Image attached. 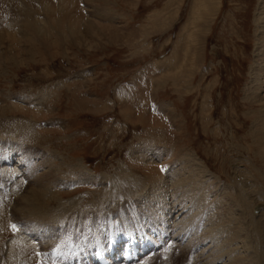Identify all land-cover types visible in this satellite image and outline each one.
Here are the masks:
<instances>
[{"label":"rangeland","instance_id":"374dc122","mask_svg":"<svg viewBox=\"0 0 264 264\" xmlns=\"http://www.w3.org/2000/svg\"><path fill=\"white\" fill-rule=\"evenodd\" d=\"M258 4L0 0L1 33L8 21L27 14L24 9L40 22L25 33L20 20L14 30L18 51L9 40L0 41V215L11 229L0 227V264L28 258L27 249L21 251L25 243L32 245L27 247L35 264H87L97 250L96 237L106 246L130 224L158 248L118 264H178L188 243L184 239L178 256L170 247L174 251L166 258V233L175 229L173 223L179 233L185 214L177 210L172 169L163 166L176 169L186 157L198 159L212 177L208 183L217 201L233 206L241 223L245 217L248 226L264 221V144L256 139L264 101L250 96L258 79L251 72L264 69L255 60ZM62 12L68 22L55 29ZM77 18L80 30L71 32ZM89 23L93 27L86 31ZM150 163L164 180L146 179ZM154 186L166 187L158 202L168 204L170 218L158 220L151 214L156 208L148 210ZM31 191L42 196L37 218L30 215L36 203ZM58 210L63 213L52 218ZM225 242L217 264L236 256H244L237 264H264L244 236Z\"/></svg>","mask_w":264,"mask_h":264},{"label":"bare ground","instance_id":"6f19581e","mask_svg":"<svg viewBox=\"0 0 264 264\" xmlns=\"http://www.w3.org/2000/svg\"><path fill=\"white\" fill-rule=\"evenodd\" d=\"M258 1H259V4H258V11H257V14H256V23L258 25V28H259L260 32H259L258 38H257V40H258L257 44L258 43L259 44H258L257 49H256V56H258V58H256L255 60L257 61V65L259 64V65H263L264 66V53H263V50H264V0H258ZM63 8H65V7H63ZM24 11H26V12L28 11L27 14L24 17H22V18L18 17L17 19H14V20H12L10 22L8 21L7 24H5V27L3 28V29H5V32H3V33L0 32V41H4L5 42V41L9 40V42L14 43V46H15V44H16L17 40H19V38L15 37V32L16 31L14 32V30L17 29L16 27L20 23V20L24 21L23 27H24L25 30H27V31H25V33H27L28 31H35L37 29L36 26L38 24H40V22L38 21L39 19L36 20V18L38 16H36L34 14L33 15L30 14L28 9L27 10L24 9ZM47 11H48V9H47ZM26 12H24V13H26ZM65 13L66 12H62L59 16H56L57 23L53 26V28L60 29L61 27H64L67 24L68 21H67V17H66ZM80 20L81 19H79V18L72 20L71 26H70V31L71 32H75V31L79 32L80 27L82 25ZM49 25H50L49 22L47 23V25H45V27L48 28V30H50L49 29ZM92 27H93L92 23H89L87 25V27H86L87 28L86 31H90L92 29ZM68 33L69 32H65L64 36H66ZM14 50L18 51L16 46H15ZM10 56H15V55L11 54ZM5 57L8 59L9 55L5 56ZM251 73H252L253 77L255 75L256 77H258V79H256L255 82H254V84H255V85H253L254 86V88H253L254 90L251 92L250 96L252 97V99H254L256 97L255 98L256 101H258V102L260 101L262 103V101H264V69L260 70L259 66H258L256 68V70H254V72H251ZM257 84H258V86L255 87ZM249 91H250V89H249ZM253 95H254V97H253ZM257 123H259L258 125H260L261 121H259V119H258ZM261 126L263 127L262 128L263 130H259V134H258L256 139H258V141L263 145L264 144V124L263 125L261 124ZM188 158L190 159V157H188ZM193 158L194 159L188 160L187 157H186L187 161L185 163L182 162L181 165L179 167H177L176 169H174L172 166H169L168 163L163 166V168H167V170L168 169L169 170L172 169L171 170V172H172L171 174L173 176L172 186L174 187V188H172V192H173V195L177 199L175 201L179 202V204L177 206V210H180L178 213L182 214L184 212V214H185L183 219H181L180 224L177 225V226H180V228L178 229L179 233H177L178 231L174 232V230H176V225H175V223H173L174 224L173 227L175 226V229L171 230V231L174 232V234L171 233V234H167L166 235L167 237H169V238H166V241H168V242L165 245L166 251H164V252H167L166 258L168 257V254H170V250L172 252L174 251L172 248L169 249L170 247H175L176 248V251H178V252L175 255L178 256L180 254L179 253L180 252V248L179 247H180V245L185 244L184 241L186 240L187 241L186 243H188V244L186 246H182L181 247V254H180V259H179L180 261H179L178 264H190L189 263V259L190 258H191V261L193 259V262L191 264H217V262H220L221 260L223 261L222 255L224 254L225 246L227 245L226 242H225V239L227 240V242L230 243V242H233V241L236 242L237 240L241 239V237L244 236L247 239L248 244H250L252 246L253 254H255V252L257 251V256L258 257L261 256L260 261H263V263H264V221L258 220V222H255V224H252V225L248 226L247 223L249 222L250 218L245 217L243 223H241L239 218H238V216H237L238 213H235L236 209L233 206H228V205L222 206L217 201V198H216L217 197L216 196V194H217L216 192L217 191L215 189V186H213L212 184L209 185L210 182L208 183V180L209 179L212 180V177L209 176L208 171H206V169H204L202 165H200L199 163L196 162V161H198V159H196V157H193ZM194 160H196V161L194 162ZM148 167H147L148 169H147V172H146L147 173V176H146L147 180H149L153 184H155L157 182H161L162 180H164L162 174H160L158 176V172H156V167L157 166L155 167L154 165H152L150 163L148 165ZM195 170L197 171V175H195ZM187 173H189V175H186ZM0 174H2V172ZM44 175H42V176H44ZM3 176H5V174ZM207 176H209V178H207ZM192 183H196V184L193 185ZM155 188H157L156 189V193L155 192L154 193H150V196H149L150 199L148 198V200H147V202L150 204L149 207H148V210L151 208V211H152L154 208H156V210L154 212L152 211L153 213H151V214H153L156 217V219H158V220H159L160 216H161V219H163V217L170 218V216H171L170 213L171 212L168 210L170 208L168 206V204L164 203L165 204L164 205V204H161V203L158 202V199L163 201V197L166 196V192L165 191L167 189H166V187L165 188H160L159 186H157ZM153 189L154 188H152V190ZM159 191H161V192H159ZM32 194H33V196L35 198L33 200L36 201V203H33L32 206L29 203L30 204V208L32 209V211H30V212L34 213V214L31 213L30 215H34L35 218H37V216H36L37 213L35 212V210L40 208L39 203L41 202L40 199L42 198V196L39 194L38 191H34V192H32ZM213 196H214V198H213ZM151 201H154V203H152ZM245 206H246V208L244 210V214L246 215L248 213L249 207L246 204H245ZM49 212L52 213V211H49ZM60 213H63V211L58 210L56 213L52 214L53 216L52 215L51 216H52V218H54ZM193 213H194V215H193ZM1 214H3V213L1 212ZM26 214L28 215V212H26ZM140 214H142V213H140ZM186 215H187V217L188 216H193V217L192 218L190 217L191 219H185ZM0 217H1V215H0ZM136 220L138 221V219H136ZM152 220L150 222H152ZM166 220L170 221L169 219H166ZM142 222L146 223L145 221H142ZM0 223H1L0 224L1 228H5V226L8 225V223H5V218H3V217H1ZM162 223H164V222H162ZM141 224H143V223H141ZM168 224L171 225L170 222H168ZM130 225H129L128 228L124 227L127 230L124 232L123 236L115 234L116 235V237H115L114 235H111V237H110L111 239H110V241L108 240L109 244L107 246H104L106 243H104V245H103V242L102 243L99 242L98 239L101 237V235H100V237L98 236L99 237L98 239L96 237V241H97L96 249H98V251L96 252L94 257L91 256V258H88V260H90V259L95 260L96 256L98 254H101V253L108 254L110 256L111 255V251H114V254L112 256H114V258L117 259L118 255L120 253V250H122L121 248L125 249L127 246H132V244L134 242L138 243L139 246H140V251H139V252H141V254L139 255L140 259L144 258L145 257L144 254L148 250H150L151 247H153L152 245L155 244V243L150 240L151 237L149 239L148 237L146 238L145 236L143 237V236L134 235L132 229L130 228ZM208 225H209V227H208ZM6 227L7 228H5V229L7 230L9 226H6ZM90 227H92V225ZM159 227H160V225H159ZM87 228H89V227H87ZM146 228H148V227H146ZM107 229L105 230V232H107ZM163 229H165V228H163ZM166 229H167V227H166ZM0 230H2V229H0ZM135 230H136V228H135ZM138 230H139V228H138ZM159 230L162 231L161 229H159ZM10 231H11V229L9 230V233H10ZM164 231H166V230H164ZM187 231H189L190 233L188 232V234H187ZM111 232H112V230H111ZM138 232H140V231H138ZM11 233L14 234V231L11 232ZM78 233H80V232H78ZM83 233H85V232H83ZM108 233H109V231H108ZM117 233H118V230H117ZM157 233H158V231H157ZM138 234H140V233H138ZM20 236L22 237V235H20ZM93 237H94V235H93ZM94 238H92V239H94ZM13 239H15V238H12V240ZM90 239H91V237H90ZM103 239H104V237H103ZM10 243L12 244V242H10ZM21 244H23V242L22 243L20 242L19 245H21ZM61 245L64 246L63 243ZM22 246H24L25 248H22L21 251H26L25 249H27L28 258H26V259L28 260V264H35L36 260H33L34 255L32 256V253H30V251H29L31 247H27V246H32V245H29V244L25 243ZM17 248H19V247H17ZM208 249L211 250V251H209ZM67 251H68V249H67ZM196 253H197V257H195ZM241 253L244 254V248L242 249ZM18 254H20V253H18ZM245 254H249V251L245 252ZM172 255H173V253H172ZM189 255L191 256L190 258H189ZM243 257L242 256H236L233 260L228 262V264H237L236 261L242 262L243 261ZM10 258L12 259L13 257H10ZM24 259L21 261L20 264L27 263L26 259L25 260ZM174 259H176V258H174ZM251 259L252 258H250V260ZM13 262H14V260H13ZM139 262H141V261H139ZM152 262L153 261H151L150 263H152ZM118 263H120V261L114 262L113 264H118ZM173 263H175L174 260H173ZM136 264H138V263H136Z\"/></svg>","mask_w":264,"mask_h":264},{"label":"snow or ice","instance_id":"6c2138e0","mask_svg":"<svg viewBox=\"0 0 264 264\" xmlns=\"http://www.w3.org/2000/svg\"><path fill=\"white\" fill-rule=\"evenodd\" d=\"M163 170V169H162ZM13 227H15L14 225H13Z\"/></svg>","mask_w":264,"mask_h":264}]
</instances>
